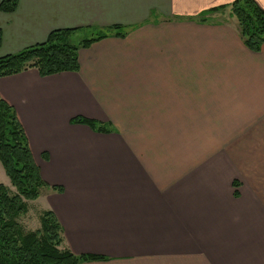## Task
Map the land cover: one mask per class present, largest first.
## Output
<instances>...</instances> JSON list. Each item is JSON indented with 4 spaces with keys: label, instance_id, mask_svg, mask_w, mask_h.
Wrapping results in <instances>:
<instances>
[{
    "label": "crops",
    "instance_id": "1",
    "mask_svg": "<svg viewBox=\"0 0 264 264\" xmlns=\"http://www.w3.org/2000/svg\"><path fill=\"white\" fill-rule=\"evenodd\" d=\"M232 1L0 10V56L54 29L126 31L79 48L77 71L0 77L43 180L63 188L39 195L61 247L104 258L81 264H264V44L249 50L230 16L200 20ZM78 115L108 132L71 123Z\"/></svg>",
    "mask_w": 264,
    "mask_h": 264
},
{
    "label": "trees",
    "instance_id": "2",
    "mask_svg": "<svg viewBox=\"0 0 264 264\" xmlns=\"http://www.w3.org/2000/svg\"><path fill=\"white\" fill-rule=\"evenodd\" d=\"M17 2L1 0L0 10L12 12ZM225 8H229L230 14L236 19L243 44L249 50L258 52L264 44V9L255 0H233L227 6L204 11L200 20L205 21L206 15ZM110 31L115 36L126 34L122 26L113 25L73 43L77 29H54L45 41L0 56V77L28 68L36 69L41 76L77 71L79 48L107 37ZM70 122L87 125L99 132L109 130L105 123L81 115L71 118ZM0 163L12 187L11 190L0 183V264H81L104 259L98 255L75 254L61 247L62 228L49 209L40 212L38 229L24 230L19 217L27 212V202L37 199L42 188L56 192H62L63 188L60 185H49L43 180L16 111L1 95Z\"/></svg>",
    "mask_w": 264,
    "mask_h": 264
},
{
    "label": "rangeland",
    "instance_id": "3",
    "mask_svg": "<svg viewBox=\"0 0 264 264\" xmlns=\"http://www.w3.org/2000/svg\"><path fill=\"white\" fill-rule=\"evenodd\" d=\"M211 14L218 19H220V18L221 19H228L229 16L234 18L230 14L229 8H225L222 10L215 11L213 13H210L209 15H211ZM235 21H236V19H235ZM95 33H96V31L79 32L75 35L72 42L78 43L82 38L90 37L92 34H95ZM40 157L43 158L42 155ZM0 183L6 185L7 187L11 188V190H12L9 179L5 175L3 168L1 166V163H0ZM42 189H46V188H42ZM54 192H56V191H54ZM58 193H60V192H58ZM44 206H45L44 205V199L41 197H38L35 200H29L27 202V212L19 217V222L23 226L24 230H36L39 228V226H40L39 214L43 210Z\"/></svg>",
    "mask_w": 264,
    "mask_h": 264
}]
</instances>
